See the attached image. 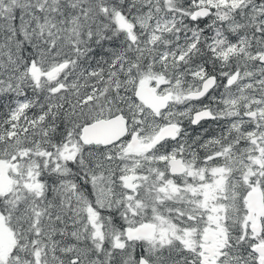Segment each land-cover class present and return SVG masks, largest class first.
I'll return each mask as SVG.
<instances>
[{
  "label": "snow or ice",
  "instance_id": "snow-or-ice-1",
  "mask_svg": "<svg viewBox=\"0 0 264 264\" xmlns=\"http://www.w3.org/2000/svg\"><path fill=\"white\" fill-rule=\"evenodd\" d=\"M0 264H264V0H0Z\"/></svg>",
  "mask_w": 264,
  "mask_h": 264
}]
</instances>
